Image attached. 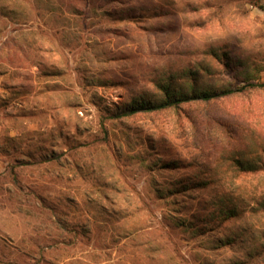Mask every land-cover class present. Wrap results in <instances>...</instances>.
<instances>
[{"label":"rangeland","instance_id":"374dc122","mask_svg":"<svg viewBox=\"0 0 264 264\" xmlns=\"http://www.w3.org/2000/svg\"><path fill=\"white\" fill-rule=\"evenodd\" d=\"M264 0H0V264H264ZM241 166H238V162Z\"/></svg>","mask_w":264,"mask_h":264},{"label":"trees","instance_id":"16d2710c","mask_svg":"<svg viewBox=\"0 0 264 264\" xmlns=\"http://www.w3.org/2000/svg\"><path fill=\"white\" fill-rule=\"evenodd\" d=\"M246 87H256V88H262L264 89V82H258V83H249L246 84L244 86H241L239 88H226L220 91H206L204 93H200L197 94V96L194 97H171L170 94H168L167 92H165V98L153 105V106H147L146 110H158V109H165V108H170V107H177L181 102H185V101H191V100H195V101H200V102H210L216 99H219L223 96H229L232 94H235L236 92H240L242 90H245ZM238 166H241V162H238Z\"/></svg>","mask_w":264,"mask_h":264}]
</instances>
